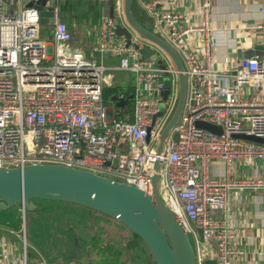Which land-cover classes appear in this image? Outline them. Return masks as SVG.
Segmentation results:
<instances>
[{"label": "built area", "instance_id": "built-area-1", "mask_svg": "<svg viewBox=\"0 0 264 264\" xmlns=\"http://www.w3.org/2000/svg\"><path fill=\"white\" fill-rule=\"evenodd\" d=\"M24 1L18 0L19 9L9 13L5 0H0V169L34 163L62 165L133 185L153 196V165L159 161V196L184 224L197 264H202L205 244L215 246V264H238L233 261L242 253L233 246L236 228L225 218H215L213 212L220 210L226 216L230 189L264 188V178H235L227 173L224 179H215L207 170L215 158L227 167L237 158L248 165L264 160V143L234 136L264 138V97L243 93L244 85L255 91L264 85V63L248 57L231 65L225 56L214 67L216 43L207 22L209 0H199L204 18L194 22H189L187 13L174 11L168 0H139L155 33L175 49L186 72L187 92L179 122L165 141L164 153L153 154L175 103L177 73L159 46L127 24L123 0L112 17L102 16L96 42L101 53L120 56L118 67L70 50V31L57 18L55 6L51 40H43L39 10L22 7ZM37 1L33 0L35 5ZM116 16L131 33L129 43L115 32ZM197 30L204 41L202 53L186 37ZM144 46L154 48L170 64L159 66L151 56L143 57L140 48ZM113 69L134 75L133 107L126 114L117 105L126 100L122 93L111 98L116 108L106 107L103 101ZM228 77L231 81L226 83ZM166 86L170 91L165 98ZM197 121L219 125L222 133L199 128ZM25 254L24 248V259Z\"/></svg>", "mask_w": 264, "mask_h": 264}, {"label": "crops", "instance_id": "crops-1", "mask_svg": "<svg viewBox=\"0 0 264 264\" xmlns=\"http://www.w3.org/2000/svg\"><path fill=\"white\" fill-rule=\"evenodd\" d=\"M66 0H50L57 8V18L66 23L71 39L67 46L70 50H80L86 58L95 59L105 66H119L120 56L103 54L97 50V38L99 24L107 0H97L96 10L98 17L94 20L91 15L72 8L69 12L62 10V4ZM120 0H116V4ZM174 11L187 13L189 22L194 19H203L204 15L199 9V0H168ZM5 7L8 12H16L20 4L18 0H5ZM115 4V6H116ZM137 7L141 24L151 29L156 28L152 19L146 15L139 0H134ZM73 14L75 17H70ZM207 22L210 29L214 31L215 50L214 67L218 68L219 62L229 56L232 63L242 58L256 57L264 63V0H209V13ZM53 30L52 23L40 22V36L48 43L51 40ZM157 34V33H156ZM192 40V47L195 51L202 53L204 41L201 31H193L186 34ZM167 64H170L166 60ZM166 64V65H167ZM232 72V71H229ZM111 74V75H110ZM109 77L112 79L108 86H115L122 90H134V75L122 69H113ZM226 83L231 78L225 80ZM168 82V81H167ZM103 89V91H104ZM243 93L246 97H264V85L255 91L250 86H243ZM108 108H116L111 104V98L104 101ZM121 114H126L128 108L127 99L125 105H118ZM208 175L215 179H224L229 173L235 178H264V160L255 159L252 164H245L241 159H234L227 167L226 163L218 158L212 159L208 167ZM36 208L34 210H39ZM7 210H0V264H54L53 258H45L43 254L30 241L29 248L32 257L24 259V248L26 253V239L19 238L16 232L25 231L23 228L24 213H18V208L8 217ZM18 216V217H17ZM213 216L217 219L225 218L230 226L236 228L233 246L242 251L233 261L238 264H264V188H231L228 199L227 215L216 210ZM22 218V219H21ZM19 220L20 226H19ZM22 242V244H21ZM193 243V242H192ZM194 244V243H193ZM66 249V248H65ZM67 250V249H66ZM68 251V250H67ZM215 246L213 244L203 245L202 264H215ZM85 259H90L84 257ZM87 264V262H85ZM88 264L89 261H88Z\"/></svg>", "mask_w": 264, "mask_h": 264}, {"label": "water", "instance_id": "water-1", "mask_svg": "<svg viewBox=\"0 0 264 264\" xmlns=\"http://www.w3.org/2000/svg\"><path fill=\"white\" fill-rule=\"evenodd\" d=\"M38 0L41 23L53 22V4ZM134 0H123L124 18L141 37L159 46L170 58L177 73V95L173 109L161 128L152 153L162 155L170 131L178 124L184 105L187 84L183 62L175 49L162 37L142 25L133 13ZM104 15L112 17L110 9ZM115 32L124 35L129 43L128 28L113 17ZM143 57L155 54L154 48H140ZM170 87L163 92L166 98ZM115 96L112 97V100ZM126 100L117 102L125 105ZM196 125L215 134H221L219 125L197 121ZM235 137L264 143V138L234 134ZM160 162L153 165V190L151 196L143 190L126 183L100 176L90 171L55 164L34 163L23 167L0 169V210L20 204L23 212L38 208L35 199L61 200L77 203L105 213L136 233L150 248L157 264H197L192 240L177 213L171 210L159 196ZM23 228H24V221ZM24 230V229H23Z\"/></svg>", "mask_w": 264, "mask_h": 264}, {"label": "trees", "instance_id": "trees-1", "mask_svg": "<svg viewBox=\"0 0 264 264\" xmlns=\"http://www.w3.org/2000/svg\"><path fill=\"white\" fill-rule=\"evenodd\" d=\"M97 4V0H66L62 4V10L69 12L73 8L74 12L81 11L96 20L99 15L96 10ZM133 13L141 22L136 6L133 7ZM70 17L75 16L70 14ZM120 93L127 99L128 108L125 111H131L132 90L108 86L103 91V101ZM45 201L49 202L51 208L50 211L37 210L43 211L45 216L40 231L55 235L56 231L60 230L62 234L60 239L64 247L68 251L70 246L77 249L76 253L70 252L73 256L88 257L92 264H157L150 248L141 237L115 218L77 203L46 199ZM20 222L19 220V226ZM24 223L25 237L29 239L26 210ZM29 257H32V254L30 248L26 246V258Z\"/></svg>", "mask_w": 264, "mask_h": 264}, {"label": "rangeland", "instance_id": "rangeland-1", "mask_svg": "<svg viewBox=\"0 0 264 264\" xmlns=\"http://www.w3.org/2000/svg\"><path fill=\"white\" fill-rule=\"evenodd\" d=\"M116 0H107L105 5L109 7L110 12H113L115 9ZM22 7H36L33 0H25L22 3ZM7 11V9H6ZM12 13V12H9ZM117 17V16H116ZM117 19L121 22V18L117 17ZM152 60L155 62L156 65L165 66L166 60L163 56L159 53H155L151 56ZM35 204L38 205L39 210L50 211V205L48 201L45 199H35L33 200ZM18 205V207H17ZM9 211L6 213L8 217H11V214L15 212L18 208V213L22 214V206L20 204H15L12 207H9ZM18 217V216H17ZM26 217H27V228L29 230L27 239L25 236V231H20V229L16 232L17 236L21 239L23 237L26 239V245L29 246L30 241L35 245V247L43 254L45 258H53L54 264H86L85 262L88 261L92 264L90 259H85L80 255H72L70 252L76 253V248L73 246L69 247V251H67L60 239L61 231L57 230L55 235L44 234V232L40 231L42 228V222L45 218L43 211L37 210H26ZM22 219V218H21ZM47 222V219H46Z\"/></svg>", "mask_w": 264, "mask_h": 264}, {"label": "bare ground", "instance_id": "bare-ground-1", "mask_svg": "<svg viewBox=\"0 0 264 264\" xmlns=\"http://www.w3.org/2000/svg\"><path fill=\"white\" fill-rule=\"evenodd\" d=\"M161 185V184H160Z\"/></svg>", "mask_w": 264, "mask_h": 264}]
</instances>
